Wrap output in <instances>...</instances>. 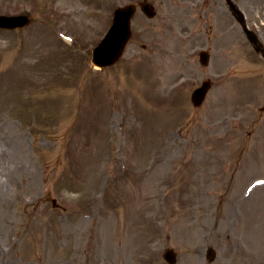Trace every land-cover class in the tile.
Segmentation results:
<instances>
[{"label":"rangeland","instance_id":"374dc122","mask_svg":"<svg viewBox=\"0 0 264 264\" xmlns=\"http://www.w3.org/2000/svg\"><path fill=\"white\" fill-rule=\"evenodd\" d=\"M134 1L0 0L32 20L0 29V264H264V59L235 23L203 67L209 34L189 45L186 0H163L95 68ZM233 1L264 43V0Z\"/></svg>","mask_w":264,"mask_h":264},{"label":"water","instance_id":"95a60500","mask_svg":"<svg viewBox=\"0 0 264 264\" xmlns=\"http://www.w3.org/2000/svg\"><path fill=\"white\" fill-rule=\"evenodd\" d=\"M227 2L229 3V6L233 10L235 17L242 25L248 39L253 44L256 51L264 57V49L259 42L256 34L247 27L245 17L242 12L231 0H227ZM144 10L149 14L150 17L154 16V13L146 7L144 8ZM134 13L135 7L133 5L118 8L115 11L112 28L100 43V45L94 49L93 64L95 66H98L100 68L110 67L116 64L121 59L125 48L131 38V19L133 18ZM29 23L30 19L27 16H0V28L3 29L14 30L16 28H24L28 26ZM203 63L207 64V61L203 60ZM210 87L211 84L209 82H205L201 88L197 89L193 93L192 102L196 107H200L203 104ZM208 257L210 261L215 258V254L212 249H210ZM165 259L170 264H175L176 255L173 251H167L165 253Z\"/></svg>","mask_w":264,"mask_h":264},{"label":"flooded vegetation","instance_id":"af4514ba","mask_svg":"<svg viewBox=\"0 0 264 264\" xmlns=\"http://www.w3.org/2000/svg\"><path fill=\"white\" fill-rule=\"evenodd\" d=\"M162 1L163 0H136L130 3L136 5L152 4L155 7L154 3H164ZM177 1L179 0H171V3H176ZM183 3L184 6L181 7L180 14H184L188 22V27L185 26L186 29H184V32L188 35L189 45H191V43H194L195 45L197 40H201L202 36L205 38L209 34L208 40L203 42V44H200V46L194 47L193 50L200 49V52H207L210 56V60L214 51H217V54L220 53V50H225V53H229L227 50L233 47L234 44L233 41H230V35L232 33L238 37L237 31L234 30L235 23L236 25L238 24L231 14L227 3H224L225 9L222 2L215 0H186L183 1ZM155 11L158 15L159 13L157 12L156 7ZM141 16L146 17L139 8L133 21V42L134 37L136 38L137 34L141 32L140 26L138 25ZM224 16L226 17V23H230V25L226 24L225 26H222ZM197 20L202 26L200 32L195 30ZM136 44L137 42L135 41L134 45L136 46ZM142 49L146 50L147 45L143 43Z\"/></svg>","mask_w":264,"mask_h":264}]
</instances>
